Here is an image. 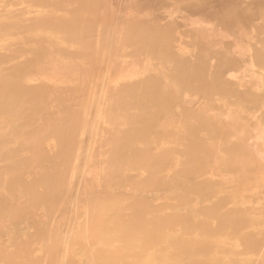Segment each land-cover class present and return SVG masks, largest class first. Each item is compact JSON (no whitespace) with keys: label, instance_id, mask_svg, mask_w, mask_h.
Masks as SVG:
<instances>
[{"label":"bare ground","instance_id":"obj_1","mask_svg":"<svg viewBox=\"0 0 264 264\" xmlns=\"http://www.w3.org/2000/svg\"><path fill=\"white\" fill-rule=\"evenodd\" d=\"M0 264H264V0H0Z\"/></svg>","mask_w":264,"mask_h":264}]
</instances>
